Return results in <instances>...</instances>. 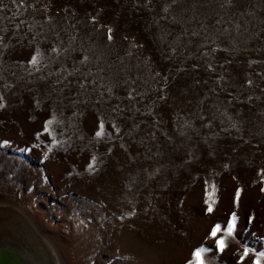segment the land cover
Wrapping results in <instances>:
<instances>
[{
  "label": "rangeland",
  "instance_id": "rangeland-1",
  "mask_svg": "<svg viewBox=\"0 0 264 264\" xmlns=\"http://www.w3.org/2000/svg\"><path fill=\"white\" fill-rule=\"evenodd\" d=\"M0 104V206L66 264L264 253V0H0Z\"/></svg>",
  "mask_w": 264,
  "mask_h": 264
},
{
  "label": "bare ground",
  "instance_id": "bare-ground-1",
  "mask_svg": "<svg viewBox=\"0 0 264 264\" xmlns=\"http://www.w3.org/2000/svg\"><path fill=\"white\" fill-rule=\"evenodd\" d=\"M60 250L22 209L0 206V264H66Z\"/></svg>",
  "mask_w": 264,
  "mask_h": 264
},
{
  "label": "snow or ice",
  "instance_id": "snow-or-ice-1",
  "mask_svg": "<svg viewBox=\"0 0 264 264\" xmlns=\"http://www.w3.org/2000/svg\"><path fill=\"white\" fill-rule=\"evenodd\" d=\"M109 33H111V29H109ZM111 35H109V39H111ZM32 62H35V57H33V61ZM3 105L0 104V107H2ZM45 131H47V126L45 127ZM97 135H100V133L98 132ZM261 192H264V188H261ZM239 195H240V191L239 189L237 190V193H236V198L237 200L239 199ZM213 209H212V206L209 204L208 206V211L211 212ZM235 219H236V216L235 214H233L232 216V219L229 221V228H228V235H231V230H232V227L234 226V222H235ZM220 226L219 225H216L211 233H210V236L211 237H216L217 233L220 232ZM216 247L219 251H224L225 247H226V243H225V240L223 238L221 239H218L216 241ZM208 251V249H205V248H197L193 253H192V259L188 261V264H205V257H204V253ZM249 255V249H245L243 254L241 255L240 257V261L243 262L245 257H247ZM261 256H264V253H259L258 254V258L256 261H254V264H260V260H259V257Z\"/></svg>",
  "mask_w": 264,
  "mask_h": 264
}]
</instances>
